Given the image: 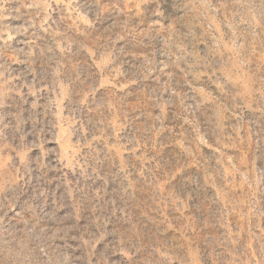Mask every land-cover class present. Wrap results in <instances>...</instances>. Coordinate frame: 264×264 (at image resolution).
<instances>
[{
    "label": "rangeland",
    "instance_id": "obj_1",
    "mask_svg": "<svg viewBox=\"0 0 264 264\" xmlns=\"http://www.w3.org/2000/svg\"><path fill=\"white\" fill-rule=\"evenodd\" d=\"M0 264H264V0H0Z\"/></svg>",
    "mask_w": 264,
    "mask_h": 264
}]
</instances>
